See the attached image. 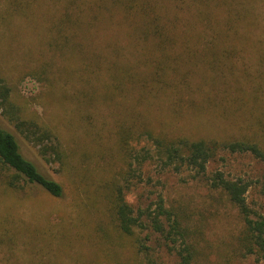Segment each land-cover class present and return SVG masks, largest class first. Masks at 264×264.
I'll use <instances>...</instances> for the list:
<instances>
[{
    "label": "rangeland",
    "instance_id": "1",
    "mask_svg": "<svg viewBox=\"0 0 264 264\" xmlns=\"http://www.w3.org/2000/svg\"><path fill=\"white\" fill-rule=\"evenodd\" d=\"M101 1L33 0L12 10L9 0H0V85L9 90V105L0 97V126L62 186L55 197L34 184L13 191L0 185V264H178L177 246L145 217L131 237L117 235L105 201L113 183L135 212L163 199L187 229L192 264H264L240 252L238 210L208 180L221 171L248 181L247 204L264 215V163L248 152L220 149L206 174L196 175L163 165L152 157V140L140 136L150 128L192 138L248 137L264 146V0H229L240 17L231 30L238 42H212L209 27L220 28L226 6L214 3L217 22L203 26L188 5L152 0L163 23L178 34L165 50L173 71L154 85H148L146 55L161 51L155 42L130 40L132 22L118 9L92 19ZM70 2L89 21L76 51L48 43L50 24ZM19 120L51 131L60 156L40 154L16 127ZM128 129L137 160L120 143V132Z\"/></svg>",
    "mask_w": 264,
    "mask_h": 264
},
{
    "label": "trees",
    "instance_id": "2",
    "mask_svg": "<svg viewBox=\"0 0 264 264\" xmlns=\"http://www.w3.org/2000/svg\"><path fill=\"white\" fill-rule=\"evenodd\" d=\"M175 1L194 9L195 18L203 26H210L211 23L217 22V18L211 10L214 3L217 2L221 6H226L227 10L224 12L223 24L220 25V28L213 27L215 29L213 31L209 27L210 35L213 37L212 42L219 37L221 40H230V42H238L241 39L235 37L234 33L231 34L235 22L240 20V17L233 13L234 9L229 5V0ZM32 3L33 0H9V6L12 10L30 7ZM152 3V0H102L99 4H95L96 10L93 11L92 16V19L111 17V11L118 9L129 23L132 22L128 25L130 40L147 44H150L148 41L155 42L153 47L158 48L161 52L155 56L146 55L148 59L145 63L149 64L151 70L148 74L150 79L148 85L162 83V80L166 78L167 71H173L172 67L167 69L168 54L165 53V50L168 46L178 42L176 30L163 23V18L152 8ZM73 4V2L66 4L60 15L50 24L51 40L48 43L51 46H53L54 41L56 44L59 42L58 47L69 49L71 47L72 50L76 51L78 42L81 44L78 41V35L83 29H88L89 21L86 22L80 18L79 12L72 9L71 5ZM229 34H231L230 37ZM182 38L184 37L182 36ZM8 91V87L0 85V97L4 102L3 104H8ZM83 94L88 97L89 92L85 91ZM15 125L24 137L37 147L40 154L45 155L50 151L56 157L60 156L59 143L57 140L55 141L51 131L41 128L33 121L19 120ZM149 129L141 132L140 136L146 134L152 140V145L155 148V154H152V157H158L163 165L171 166L175 170L186 167L189 171L195 172L196 175L206 174L208 163L220 149H227L231 152H248L264 163V146L252 138H192L181 134L161 135ZM133 137L131 129L120 132L123 152L137 160L138 154L132 152L130 143ZM208 180L210 187L223 192L229 202L238 210L242 220V227L236 238L240 252L245 256L255 255L259 259H264V215L253 211L247 204L246 192L250 183L242 178L226 177L221 171L213 172ZM24 184L40 186L55 197L62 195V186L41 172L32 160L25 157L14 134L0 126V185L13 191L24 186ZM259 192L264 197V184L261 185ZM105 201L109 222L112 223L117 235L122 236V239L131 237L136 227L143 226L142 218L145 217L156 232L164 234L167 240L177 246L178 264H192L194 248L187 243V229L181 225L176 217H173L172 211L164 206L161 197L156 199L154 203L138 208L135 212L125 200L122 187L113 183L105 193ZM153 205L154 207H152Z\"/></svg>",
    "mask_w": 264,
    "mask_h": 264
}]
</instances>
